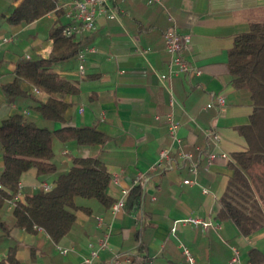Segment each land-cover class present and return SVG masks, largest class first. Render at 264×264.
Segmentation results:
<instances>
[{
  "label": "crops",
  "instance_id": "0c3cea01",
  "mask_svg": "<svg viewBox=\"0 0 264 264\" xmlns=\"http://www.w3.org/2000/svg\"><path fill=\"white\" fill-rule=\"evenodd\" d=\"M160 1H113L117 18L99 16L94 31L74 38L83 47L95 49L86 55L84 75L77 74V59L53 67L78 85L77 93L65 96L69 103L65 122L93 127L104 136V141L95 145L54 139L53 161L60 170H67L74 157H97L110 174L107 194L112 202L123 189L130 193L138 187V205L112 218L110 209L96 200H81L90 212L76 213L72 230L57 243L69 249L62 254L42 229L14 227L7 201L0 207L1 264L10 263L9 256L12 262L22 264H83L89 244L98 247L111 222L108 248L99 251L93 264H189L184 248L190 251L192 264H229L232 248L238 250L240 264H264L249 255L258 250L264 256V226L254 230L236 218L220 216L221 197L232 175L228 164L235 153L248 148L242 128L249 124L253 112L250 92L231 83L228 53L236 36L246 33L251 24L264 23V0ZM10 3L0 0V36L15 35L14 43L0 48V121L20 113L38 126L59 128V123L40 117L31 98H9L2 90L1 85L14 78L19 60L49 55V29L57 20L51 12L25 27L10 26L1 18ZM172 23L188 37L181 55L199 69V75L178 73L161 78L169 75L164 33ZM21 88L39 101L48 97L28 83H22ZM215 95L225 98L220 110L206 108ZM170 114L177 123L179 142L167 132ZM208 130L219 134L217 145L205 135ZM162 149L170 150L174 166L152 171ZM210 151L217 153L211 161L207 159ZM178 152L191 153V160H179ZM191 165H195L196 174ZM2 170L0 148V175ZM184 179L195 183L184 184ZM43 182L51 187L53 176L40 182L36 169H29L20 178L17 199L23 200ZM98 216L104 221L101 227ZM193 218L210 225L195 227L184 221Z\"/></svg>",
  "mask_w": 264,
  "mask_h": 264
},
{
  "label": "trees",
  "instance_id": "16d2710c",
  "mask_svg": "<svg viewBox=\"0 0 264 264\" xmlns=\"http://www.w3.org/2000/svg\"><path fill=\"white\" fill-rule=\"evenodd\" d=\"M7 12L1 18L10 26L25 27L54 12L57 20L49 29L52 45L46 58L29 56L19 60L14 78L1 85L5 95L13 99L31 98L40 117L59 128L38 126L31 117L17 113L0 121V148L3 170L0 175V207L13 202L11 214L14 227L25 231L42 229L56 244L75 225L76 213H89L90 208L81 200H96L104 209L113 203L107 194L110 174L97 157H74L70 168L60 170L53 161V140L78 145H95L104 141L102 133L93 127H76L64 120L69 106L65 96L78 92V85L54 72L53 67L76 60L82 42L63 33L71 24L65 18L59 0H10ZM231 83L235 88L251 94L253 112L249 124L242 128L248 141L246 151L233 155L228 165L232 175L221 197L220 216L233 217L247 223L252 229L264 226V23H254L246 33L236 36L228 53L227 63ZM28 83L36 92L48 95L42 102L21 88ZM31 168L42 182L53 176L48 191L38 188L16 199L18 184L23 173ZM141 192L134 187L128 194L124 209L138 205ZM252 260L264 261L258 250L249 252ZM12 262V256L8 258ZM1 264V262H0Z\"/></svg>",
  "mask_w": 264,
  "mask_h": 264
},
{
  "label": "built area",
  "instance_id": "2783aa9c",
  "mask_svg": "<svg viewBox=\"0 0 264 264\" xmlns=\"http://www.w3.org/2000/svg\"><path fill=\"white\" fill-rule=\"evenodd\" d=\"M115 0H67L62 2L58 8H61L64 11V15L71 24L65 26L63 29V33L66 36L75 38L79 35H82L86 32H91L96 29V19L99 16H103L107 19L117 18L116 9L112 5V2ZM161 4L160 0H148V4L151 3ZM169 20H171L169 18ZM15 35L11 36H0V48L6 45H10L14 43ZM164 41H165V51L169 56L168 67H169V75H162V79H166L168 76L176 75L178 73H184L189 75H199L200 71L198 68L193 66L189 61H187L182 55L181 51L187 48L188 45V37L182 35L178 32L177 27L174 23H172L164 33ZM94 47H83L77 53V74L82 77L84 75V62L87 53L93 52ZM28 57V56H25ZM35 90V89H34ZM36 91V90H35ZM225 105V98L222 95H215L212 97L211 101L206 104V108L216 107L218 110L222 109ZM167 132L168 135L175 141L179 142L177 137V123L175 122L172 114H170L167 118ZM205 135L211 140L214 145H217L220 136L214 130L206 131ZM217 156V153L210 151L207 154V159L211 161ZM222 157H227L225 154H221ZM177 158L179 160H191V153L178 152ZM174 166V160L170 156V150L162 149L159 152V157L155 164L151 167L152 171L155 170H164L168 168H172ZM191 172L196 174L195 165H191ZM137 183V180L135 181ZM184 184H193L195 183L194 179H184ZM44 191H48L50 189V185L43 182L40 185ZM21 186L18 184V193L13 199L16 200L17 196L20 194ZM204 193L207 192L206 189H202ZM128 190L123 189L121 192V196L115 200L110 206V214L112 218H115L118 213H120L125 206L126 197L128 195ZM9 208L13 207V202L8 201ZM98 227H101L104 224L103 218L101 216L96 217ZM186 222L191 223L193 226H202L206 227L210 225L208 221L201 220L198 218L187 219L184 220ZM112 227V222L109 223L107 229L103 232V236L99 241L98 247H92L89 244V253L83 258V264H93L94 260L97 258L100 250H104L108 248V238L110 235ZM55 248L58 252L62 254H66L69 249L60 246L59 244H55ZM232 257L229 261V264H240L239 252L236 248H232ZM183 254L189 264L193 263V258L190 251L186 248L183 249ZM11 264V263H5ZM14 264H22V263H14ZM23 264H32V263H23Z\"/></svg>",
  "mask_w": 264,
  "mask_h": 264
}]
</instances>
